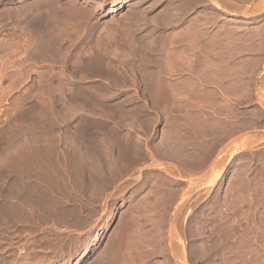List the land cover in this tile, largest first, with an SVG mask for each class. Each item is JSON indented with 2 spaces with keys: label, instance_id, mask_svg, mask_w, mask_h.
Segmentation results:
<instances>
[{
  "label": "rangeland",
  "instance_id": "1",
  "mask_svg": "<svg viewBox=\"0 0 264 264\" xmlns=\"http://www.w3.org/2000/svg\"><path fill=\"white\" fill-rule=\"evenodd\" d=\"M111 1L0 0V264H264V0Z\"/></svg>",
  "mask_w": 264,
  "mask_h": 264
},
{
  "label": "bare ground",
  "instance_id": "2",
  "mask_svg": "<svg viewBox=\"0 0 264 264\" xmlns=\"http://www.w3.org/2000/svg\"><path fill=\"white\" fill-rule=\"evenodd\" d=\"M43 1V0H42ZM56 1V0H55ZM125 1V0H124ZM183 1V0H182ZM71 3H72V1H71ZM123 3V0H112L111 1V5H110V11L111 12H116L117 10H118V8H120V6H121V4ZM184 3V2H183ZM191 3V2H190ZM179 4V3H178ZM36 5H38L37 3H36ZM56 7V6H55ZM60 9V8H59ZM66 9V8H65ZM24 12V11H23ZM31 12V11H30ZM45 12V11H44ZM92 12V11H91ZM177 13V12H176ZM67 14V13H66ZM175 14V13H174ZM73 15V14H72ZM19 16V15H18ZM27 16V15H26ZM51 16V15H50ZM66 16V15H65ZM20 18V17H19ZM66 18V17H65ZM22 19V18H21ZM76 19V18H75ZM23 20V19H22ZM27 20V19H26ZM71 20V19H70ZM172 20V19H171ZM49 21V20H48ZM86 21V20H85ZM58 22V21H57ZM39 23V22H38ZM49 23H51V22H49ZM29 24V23H28ZM59 24V23H58ZM91 24V23H90ZM43 25V24H42ZM48 25V24H47ZM157 25V24H156ZM52 26V25H51ZM51 26H49V27H51ZM23 27V26H22ZM43 27V26H42ZM58 27V26H57ZM47 28H48V26H47ZM23 29V28H22ZM63 29H66V28H63ZM85 29V28H84ZM40 30H43V29H40ZM61 30V29H60ZM31 31V33L30 34H32L33 35V37H34V41H33V43H34V48H36V50L37 51H39V52H42V51H44L45 50V54L47 53L46 51L49 49V48H51V50L52 49H54V47H56L57 49H58V46H55L56 44H57V40H56V44L54 45V47H52V43H51V41H47V37H46V40H43V39H37V35H38V33L40 32L39 31V25H37L36 23L33 25V27H32V30H30ZM44 31H45V29H44ZM43 31V32H44ZM53 31V29L51 30V32ZM86 31V30H85ZM92 31V30H91ZM46 32V31H45ZM90 32V31H89ZM132 32V31H131ZM134 32V31H133ZM50 33V32H49ZM45 34V33H44ZM23 35V34H22ZM40 35V34H39ZM53 35V34H52ZM55 35V34H54ZM26 36V35H25ZM44 36H46V35H44ZM44 36H42V37H44ZM176 36V35H175ZM51 37H53V36H51ZM114 38V37H113ZM177 38V37H176ZM49 40H51L50 39V37H49ZM61 40H63V39H61ZM179 40V39H178ZM69 41V40H68ZM133 41V40H132ZM63 42V41H62ZM61 42V43H62ZM123 42V41H122ZM121 42V43H122ZM128 42V41H127ZM130 42V41H129ZM55 43V42H54ZM112 43H118V41H115L114 40V42H112ZM120 43V44H121ZM109 44V43H108ZM132 44V43H131ZM130 44V45H131ZM134 44V43H133ZM133 44H132V46H133ZM181 44V43H180ZM112 45V44H111ZM109 46L108 48H105V49H102V48H99L98 50H97V52H96V54L97 55H95V59H96V61H98V66H100V67H98L97 69L98 70H100V71H103V73H105V74H107V75H110V74H114L115 73V71H116V69L114 68V66H113V63L115 62V60H116V58L117 57H115V53L110 49V47H112V46ZM124 45V44H123ZM128 45V44H127ZM131 46V47H132ZM64 47V46H63ZM126 47H128V46H126ZM59 48H60V46H59ZM98 48V47H97ZM56 49V50H57ZM115 49V48H114ZM59 50V49H58ZM94 50V49H93ZM176 50V49H175ZM49 51V50H48ZM54 51H55V49H54ZM53 51V52H54ZM51 52V51H50ZM52 52V53H53ZM74 52V51H73ZM27 53V52H26ZM36 54H37V52H36ZM43 54H44V52H43ZM48 54V53H47ZM93 54V53H92ZM91 54V55H92ZM145 54V53H144ZM148 54V53H147ZM50 55V54H49ZM54 56V55H53ZM118 56V55H117ZM124 56V55H123ZM51 58V57H50ZM56 58V57H55ZM68 58V57H67ZM49 59V58H48ZM52 59V58H51ZM194 59V58H193ZM192 59V60H193ZM27 60V59H26ZM28 61V60H27ZM127 61V60H126ZM93 62V61H92ZM95 63V62H94ZM97 63V62H96ZM54 64V63H53ZM196 66H197V63L195 64ZM180 68V67H179ZM174 70H175V68H173ZM194 69V68H193ZM95 70H96V68H95ZM97 70V71H98ZM160 70V69H159ZM172 70V69H171ZM160 72V71H159ZM31 73V72H30ZM52 74V73H51ZM176 74V73H175ZM182 74V73H181ZM23 76V75H22ZM109 77V76H108ZM111 77V76H110ZM166 77V76H165ZM115 78V77H114ZM40 80V79H39ZM43 81V80H42ZM116 81V80H115ZM173 81V80H172ZM53 82V81H52ZM171 83V82H170ZM46 84V83H45ZM48 85V84H47ZM201 95V94H200ZM201 98V97H200ZM175 137V136H174ZM173 137V138H174ZM168 141V140H167ZM164 142V141H163ZM161 144V143H160ZM170 144V143H169ZM164 145H165V143H163V145H161V146H163V148H164ZM168 145V143L166 142V145L165 146H167ZM170 147V146H169ZM177 147V146H176ZM165 149V148H164ZM171 150H173V149H171ZM161 151H163V150H161ZM160 151V152H161ZM170 151V150H169ZM166 153H167V151H166ZM181 153H182V151H181ZM157 154V153H156ZM169 154V153H168ZM191 155V154H190ZM181 156V155H180ZM166 157V156H165ZM164 158V157H163ZM167 158H168V156H167ZM81 169V173H85L87 170H88V168H91V167H80ZM84 176V175H83ZM83 178V177H82ZM182 206H183V204H182ZM22 208H25V207H22ZM20 209V208H19ZM23 210V209H22ZM100 237H101V232H99L98 234H96L95 235V237L93 238V240H92V242L91 243H88V244H86L84 247H83V249L81 250V252L77 255V258H76V260H75V262L74 263H76V262H78V261H82L83 259H85L86 257H87V255L89 254V252H90V250H91V248H92V246H93V244L96 242V241H99V239H100ZM101 259V258H100ZM98 262V261H97ZM37 264H47L46 262H43V261H41V262H39V263H37ZM53 264H62V263H53Z\"/></svg>",
  "mask_w": 264,
  "mask_h": 264
},
{
  "label": "crops",
  "instance_id": "3",
  "mask_svg": "<svg viewBox=\"0 0 264 264\" xmlns=\"http://www.w3.org/2000/svg\"><path fill=\"white\" fill-rule=\"evenodd\" d=\"M171 97H172V99L174 100V101H176V102H179V100L181 99V96L179 95V93L177 92V91H173L172 93H171ZM175 103V102H174ZM180 105L178 104V105H173L172 106V108H174V109H177L178 107H179ZM177 122V121H176ZM175 122V123H176ZM168 140V141H167ZM158 142H160L161 144L160 145H157L156 146V148H158L159 147V150L158 151H156L155 152V154L157 153L158 155H160V156H167V155H169L168 153V150H169V146L170 145H172V143L174 142L173 141V139L171 140V139H168V138H164V139H162L160 136H159V138H158V140H157ZM164 141V142H163ZM233 138H229L226 142H224L222 145H221V147H220V152H223L224 150H230V149H232L233 148ZM166 142L168 143V145L167 146H165L166 145ZM163 143H165V145H164V148H163V146H161V145H163ZM170 143V144H169ZM178 146H179V144H177ZM177 146V147H178ZM145 150H146V148L144 147L143 148V151L141 150V151H137V155L138 156H141V155H143V154H145ZM161 150H163V151H161ZM161 151V152H160ZM166 151H167V153H166ZM218 154V151L217 150H215L213 153H212V155H217ZM105 264V263H104ZM106 264H113V262H111L110 260L109 261H107L106 262Z\"/></svg>",
  "mask_w": 264,
  "mask_h": 264
}]
</instances>
